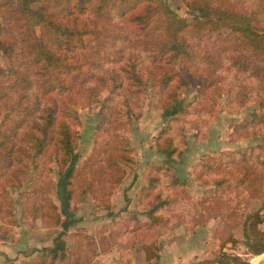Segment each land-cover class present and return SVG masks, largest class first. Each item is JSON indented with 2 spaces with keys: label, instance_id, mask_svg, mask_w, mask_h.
Returning a JSON list of instances; mask_svg holds the SVG:
<instances>
[{
  "label": "trees",
  "instance_id": "trees-1",
  "mask_svg": "<svg viewBox=\"0 0 264 264\" xmlns=\"http://www.w3.org/2000/svg\"><path fill=\"white\" fill-rule=\"evenodd\" d=\"M181 1L190 18L176 14L165 0H16V7L0 13L4 20L0 30L13 20L30 38L27 51L18 48L14 41L0 38V50L8 61L5 69L0 67V100L8 97V90L13 95L12 103L4 107L5 114L0 120V176L7 175V185L0 184V216L10 217L9 224L15 223L13 203L6 187L20 185L18 172L24 174L33 170L25 158L33 162L37 155L50 150L57 174L58 205L47 196L36 202L29 189L25 192L31 215H40L46 226L61 230L50 246L37 250L24 264H78L77 250L85 247L81 242L75 243L76 248L67 244L73 237L67 236V231L76 222L70 206L78 174L74 126L80 125L81 120L77 104L98 105L95 146L86 160L95 167L91 179L81 189V193H85L104 177L111 187L123 179L124 166L132 161L124 132L139 117L137 94L141 93L142 85L146 81L154 85L156 104L163 119L155 146L163 161L160 166L149 168L147 185L140 192V201L150 205L147 213L151 222L147 225H152L165 220L163 213L177 204L171 190L185 183L171 174L183 151L174 138L183 129L179 123L190 113L189 106L179 96V89L187 84V70L201 61L200 64L205 63L202 59L205 49H199L201 39L221 37L223 29H227L236 39V45L229 50V67L264 81L263 9L240 12L214 0ZM36 2L40 5L32 8L31 4ZM10 3L5 0L1 5ZM87 12L93 13L94 18L83 17ZM99 21L108 26L98 29ZM92 36L98 42L90 48L100 56L89 63L87 69L82 57L86 54L78 49L85 47ZM141 53L147 61L145 68H142ZM254 91L260 98L259 104L243 116L235 129L264 137V86L258 84ZM53 92L68 94L65 99L57 100ZM130 94L136 95L135 101ZM230 161L233 165L243 162L236 169L243 183L251 174L245 162L264 163V139ZM198 166L196 178L213 173L218 164L204 161ZM37 167L38 163L34 164L33 168ZM30 182H34V177ZM4 203L8 205L5 209L2 208ZM261 210L249 212L242 224L244 245L252 256L264 253ZM22 215L26 216L24 209ZM5 231L3 229L0 238L7 237ZM227 243L235 246L238 239L227 237L221 249ZM141 249L147 264H157L160 246L156 240L142 243ZM207 262L249 264L239 255L222 250Z\"/></svg>",
  "mask_w": 264,
  "mask_h": 264
},
{
  "label": "rangeland",
  "instance_id": "rangeland-1",
  "mask_svg": "<svg viewBox=\"0 0 264 264\" xmlns=\"http://www.w3.org/2000/svg\"><path fill=\"white\" fill-rule=\"evenodd\" d=\"M3 1L5 0H0V13L17 6L16 0H9L10 5L2 6ZM165 1L176 14L190 18L181 0ZM214 1L240 12L260 8L264 10V0ZM39 5L40 3L36 2L32 3L31 7ZM53 10L56 8L53 7ZM83 17L93 19L94 14L87 12ZM3 24L4 20L0 16V26ZM107 26L105 22L99 21L96 27L103 29ZM223 31L224 35L221 37L205 36L201 39L202 46L199 49H205L202 58L205 63L200 64L203 62L201 61L198 66L187 70V84L179 89V96L189 106L190 113L179 123L183 129L174 138L183 151L171 174L185 183L171 190L177 204L172 210L163 213L164 221L147 225L151 222L147 213L150 205L140 201L141 189L147 185L149 168L160 166L163 161V156L155 146V137L163 126V119L156 104L154 85L146 81L141 87V93L137 94L139 117L133 120L129 130L124 132V136L129 140V156L132 161L128 166H124L123 179L113 187L107 177H104L93 189H86L85 193H81V189L91 179L92 169L95 167L86 160L95 146L98 105H76L81 120L80 125L74 126L77 131L76 152L79 159L70 206L76 222L69 227L67 236H85L81 241L85 247H113L118 250L124 248L132 237L142 236L141 244L156 240L160 251L175 246V250L180 253L179 264H217L207 261L213 260L221 250L237 254L249 264H264V254L257 257L258 255L247 253L242 233V224L249 212L262 208L261 214L264 216V163L245 162L250 166L251 174L241 183L240 173L236 169L243 162L233 165L230 161L232 157L238 159L241 152L263 142V136L245 134L241 129H235V126L246 113L258 106L260 98L255 95L254 86H264V81L255 80L229 67V50L236 45V39L227 29ZM152 35L155 36V31ZM0 38L14 41L16 46L24 51H27L30 39L22 27L14 25L13 20H9L6 28L0 30ZM97 42L92 36L85 47L78 49V52L86 54L85 58L83 55L82 57L87 69L89 63L100 56L90 48L95 47ZM141 56L142 68H145L147 61L142 53ZM7 66V58L0 50V67L5 69ZM123 93L127 95L125 90ZM67 94L68 92H53L57 100L65 99ZM129 96L135 101L136 95ZM12 101V92L8 90V97L0 100V120L5 114L4 107H8ZM25 161L33 170L24 174L18 172L20 185L6 187L13 203L11 210L15 223L9 224L10 217L0 216V226L6 230L5 236H48L50 243L52 236H56L61 228L46 226L40 215L33 217L25 192L29 189L31 198L36 202L43 201L44 196H47L58 205L56 166L50 157V150L37 155L33 162L28 158H25ZM204 161L217 163L218 167L213 173H204L196 178L198 165ZM36 163L38 167L34 169ZM6 177L7 175L0 176V184H6ZM32 177L34 182L31 183ZM7 206L4 203L2 208ZM23 209L26 216L22 215ZM23 228L24 233L19 232ZM229 236L238 239V243L235 246L227 243L221 249L222 242ZM76 247L74 243L72 248ZM36 254L37 250L34 249L31 256H25L26 258L21 260L18 256L8 258L5 264H24ZM162 259L167 263L166 256ZM82 260L79 255L78 264H82Z\"/></svg>",
  "mask_w": 264,
  "mask_h": 264
},
{
  "label": "crops",
  "instance_id": "crops-1",
  "mask_svg": "<svg viewBox=\"0 0 264 264\" xmlns=\"http://www.w3.org/2000/svg\"><path fill=\"white\" fill-rule=\"evenodd\" d=\"M25 228L19 232L24 233ZM85 236H73L69 239L67 244L72 245L84 240ZM55 236H52L51 242H48V236H7L6 238H0V264H5L8 258H16L19 260L31 256L33 250H39L44 247H48L52 244ZM143 237L133 238L122 249L113 247H107L101 249L99 247H88V245L82 249H78L77 253L83 260L82 264H146L144 252L141 249V239ZM29 250V251H28ZM32 252V253H31ZM264 254V253H263ZM261 254V255H263ZM258 255L257 257H260ZM26 256V257H25ZM159 261L157 264H179V251L175 250V246H171L167 249H161L159 253ZM168 258L167 263L162 261L163 257ZM170 258V259H169Z\"/></svg>",
  "mask_w": 264,
  "mask_h": 264
}]
</instances>
